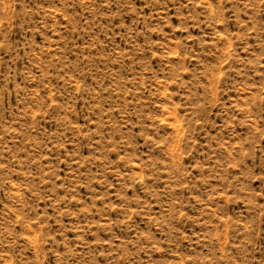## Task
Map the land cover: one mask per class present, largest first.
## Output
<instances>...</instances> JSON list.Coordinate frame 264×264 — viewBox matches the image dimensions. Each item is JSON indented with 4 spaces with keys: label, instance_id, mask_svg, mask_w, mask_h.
I'll list each match as a JSON object with an SVG mask.
<instances>
[{
    "label": "rangeland",
    "instance_id": "rangeland-1",
    "mask_svg": "<svg viewBox=\"0 0 264 264\" xmlns=\"http://www.w3.org/2000/svg\"><path fill=\"white\" fill-rule=\"evenodd\" d=\"M0 264H264V0H0Z\"/></svg>",
    "mask_w": 264,
    "mask_h": 264
}]
</instances>
